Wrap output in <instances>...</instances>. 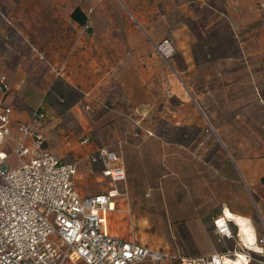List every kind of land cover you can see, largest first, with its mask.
Returning a JSON list of instances; mask_svg holds the SVG:
<instances>
[{
	"label": "rangeland",
	"instance_id": "1",
	"mask_svg": "<svg viewBox=\"0 0 264 264\" xmlns=\"http://www.w3.org/2000/svg\"><path fill=\"white\" fill-rule=\"evenodd\" d=\"M226 1L181 0L187 5L180 10H191L188 21L196 37L193 50L198 70L191 79H182L170 63L172 60L180 71H187L177 51L168 61H163L162 90L156 88L157 103L146 115L139 117L131 112L118 125L106 120L102 126L94 124L98 114L93 110L85 124H78L73 117L62 124L64 131L71 132L70 137L62 139L66 148L72 150L65 159L78 161V187L83 195L100 194L110 189L111 184L102 176L101 168L90 161V153L81 152L88 147L95 152L123 146L130 179L118 185L121 196L110 213L112 230L123 239L171 256L203 259L236 249L239 237L221 242L216 235L214 221L224 216L228 207L234 214L236 210L240 213L236 215L250 220L258 245L264 249V224L258 198L248 190L244 177L236 170L233 149L219 136L218 103L208 102L214 108L216 118H212L188 87L201 93L204 86L217 84L212 76L217 67L208 64V60L242 54L224 14ZM262 3L264 0H260ZM78 7L88 15L86 27L71 18ZM114 16L113 21L124 22L118 14ZM106 21L102 9L94 10V0H0V70L2 74L22 71L17 81L21 91L19 102L22 104L28 93L29 101L38 103L58 82L66 84L61 74L69 53L80 41L94 39V24ZM206 74L210 76L205 78ZM78 92L81 99L77 104L84 103V94ZM49 96L46 102L53 110L45 104L41 108L52 117L69 115L77 105L68 109L67 103L59 105L55 95ZM212 98L216 100L217 96ZM100 112L103 115L105 109ZM85 128L93 134V142L88 144L82 143ZM232 227L238 233L236 224ZM251 252L252 264H263L264 254ZM180 263V259L170 257L163 261L147 259L138 264Z\"/></svg>",
	"mask_w": 264,
	"mask_h": 264
},
{
	"label": "crops",
	"instance_id": "2",
	"mask_svg": "<svg viewBox=\"0 0 264 264\" xmlns=\"http://www.w3.org/2000/svg\"><path fill=\"white\" fill-rule=\"evenodd\" d=\"M186 5L181 0H94V10L98 12L102 9L107 21L94 24V39L76 44L69 53L63 68L65 71L61 74L72 87L84 94V103L77 104L69 115L59 118L47 113L48 120L44 130L47 143L44 151L68 161L65 158L72 150L67 149L62 141L71 135L69 130L64 131L62 127L67 123L68 117L76 119L78 124H85L94 110L98 114L94 124L103 126L102 123L107 120L111 125H118L131 112L140 117L151 111L157 103L156 88L162 90L165 76L162 71L165 60L156 49L164 40H170L174 44L187 65V71H180L171 60L173 70L181 74L182 79L194 77L198 65L193 50L196 37L188 21L191 10H180V7ZM224 7V14L238 39L242 54L208 60V64L217 67L212 72L217 84L204 86L201 93L194 87H188L196 102L212 118L215 117L214 108L208 102L217 101L219 136L233 149L236 170L244 177L248 190L253 192V196H257L264 224V3L260 5V0H227ZM115 14L122 17L124 22L113 21L111 18ZM1 71L0 78L7 76L13 92L5 95L0 91V105L14 109L15 123L11 136L1 147L0 153L9 156L12 167L18 168L21 160L10 155L12 147L21 141L19 124L29 120L31 109L41 108L44 104L47 109L53 108L46 102L47 93L38 103L29 101L30 94L26 93L28 97L21 104L18 99L21 91L17 81L22 71L8 74H2ZM209 76L210 74H206L205 78ZM177 88L176 85V90ZM212 96H217V99ZM104 109L102 115L100 111ZM85 130L83 141L87 139L88 143L93 142L92 131L87 128ZM27 145L32 146V141L28 140ZM91 149L92 147H88L81 153L87 151L91 156L94 153ZM30 159V156L24 158L25 161ZM94 166L101 168L103 176V167ZM126 172L127 179H130L127 166ZM76 185L83 198L91 196L83 195L80 191L78 175ZM117 201L118 198L113 201L114 208ZM233 207L235 210V206ZM235 213L240 214L236 210ZM257 225L259 230V224ZM107 229L118 236L112 230L110 214Z\"/></svg>",
	"mask_w": 264,
	"mask_h": 264
},
{
	"label": "built area",
	"instance_id": "3",
	"mask_svg": "<svg viewBox=\"0 0 264 264\" xmlns=\"http://www.w3.org/2000/svg\"><path fill=\"white\" fill-rule=\"evenodd\" d=\"M156 49L165 61L176 53L170 40L162 41ZM11 90L3 75L0 91L7 95ZM14 116L12 107L0 105V149L11 136ZM47 120V112L38 108L27 122L19 124L21 141L10 155L21 160L18 168L0 153V264H138L170 257L180 259V264L253 263L252 250L243 245L239 231L232 227L235 224L223 215L214 221L219 241L239 237V245L203 259L171 256L111 234L108 215L115 210L113 201L121 196L118 184L127 180L123 146L118 150L101 148L90 156L94 165L103 167L111 188L83 198L76 185L78 162L44 151ZM28 140L32 146L27 145Z\"/></svg>",
	"mask_w": 264,
	"mask_h": 264
},
{
	"label": "trees",
	"instance_id": "4",
	"mask_svg": "<svg viewBox=\"0 0 264 264\" xmlns=\"http://www.w3.org/2000/svg\"><path fill=\"white\" fill-rule=\"evenodd\" d=\"M71 18L75 23H77L78 25L82 27H86L88 25V21H89L88 15L80 7L76 8L73 11ZM57 84H58V87H57ZM57 84H56V87H53L49 91L50 93L48 94V96H46V101L49 100V97H50L49 95H55V97H57V101L59 105H63L61 104V102L67 103L68 109L72 108L80 101L81 95L79 94L76 88L72 87L67 82L66 84L63 82H58Z\"/></svg>",
	"mask_w": 264,
	"mask_h": 264
},
{
	"label": "bare ground",
	"instance_id": "5",
	"mask_svg": "<svg viewBox=\"0 0 264 264\" xmlns=\"http://www.w3.org/2000/svg\"><path fill=\"white\" fill-rule=\"evenodd\" d=\"M224 217L227 220H230L239 229V236L243 245L247 246L246 248L255 251L257 253H262L261 247H259L257 242V235L255 229L247 218L234 214L230 209H225Z\"/></svg>",
	"mask_w": 264,
	"mask_h": 264
}]
</instances>
